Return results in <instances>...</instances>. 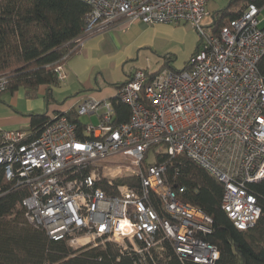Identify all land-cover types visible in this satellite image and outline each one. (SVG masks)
<instances>
[{
	"label": "built area",
	"instance_id": "2783aa9c",
	"mask_svg": "<svg viewBox=\"0 0 264 264\" xmlns=\"http://www.w3.org/2000/svg\"><path fill=\"white\" fill-rule=\"evenodd\" d=\"M80 1L90 8L80 47L106 27L138 22L190 24L200 45L187 69H137L118 86L125 121L110 99L87 98L74 120L55 114L35 139L0 131V171L27 189L26 222L75 248L111 242L122 255L153 260L167 244L181 264H217L219 250L204 240L211 217L166 182V161L147 156L160 146L169 161L186 157L222 184L221 210L236 230L255 225L261 211L249 185L264 181V6L247 4L216 32L211 17L205 23L209 0ZM54 72L63 82V66ZM7 87L0 76V95ZM128 176L137 183L119 182Z\"/></svg>",
	"mask_w": 264,
	"mask_h": 264
},
{
	"label": "trees",
	"instance_id": "16d2710c",
	"mask_svg": "<svg viewBox=\"0 0 264 264\" xmlns=\"http://www.w3.org/2000/svg\"><path fill=\"white\" fill-rule=\"evenodd\" d=\"M249 3L264 6V0H233L227 9L212 16L214 31L239 16L242 9L235 12V7ZM89 10L80 0H0V76L7 80L6 92L22 88L33 97L39 86L57 85L54 70L79 51L76 39L83 35ZM187 68L186 64L181 70ZM258 70L264 77V56ZM110 100L119 109L120 121H125L127 109L116 97ZM29 117L31 140L41 134L50 118L37 114ZM154 151L155 163L167 162L166 182L172 188L184 187L182 201L211 217L212 231L204 240L219 250L217 264H264V181L249 185L261 215L252 228L239 231L221 210V183L184 156L169 161L165 154ZM119 182L137 183L131 177ZM27 193L25 188L13 187L0 171V264H181L167 244L152 254L153 260H139L134 255H122L111 242L72 249L66 241L49 239L42 230L17 229Z\"/></svg>",
	"mask_w": 264,
	"mask_h": 264
},
{
	"label": "crops",
	"instance_id": "0c3cea01",
	"mask_svg": "<svg viewBox=\"0 0 264 264\" xmlns=\"http://www.w3.org/2000/svg\"><path fill=\"white\" fill-rule=\"evenodd\" d=\"M210 1L207 4L210 16L206 18V24L216 13L208 9ZM242 6L235 7V12L241 10ZM168 26L170 24L151 26L138 22L124 30L106 27L87 37L79 51L63 66L65 79L60 82L59 87L58 84L41 85L33 97L28 96L22 88L0 95V131L29 133V116L32 114L44 115L47 118L55 114H66L74 120V110L81 101L87 98H115L117 87L137 70L128 63L134 60L141 49L158 51L160 45L163 46L159 36L165 34ZM83 117H86L87 121L81 122L80 117L79 122H97L94 116Z\"/></svg>",
	"mask_w": 264,
	"mask_h": 264
},
{
	"label": "rangeland",
	"instance_id": "374dc122",
	"mask_svg": "<svg viewBox=\"0 0 264 264\" xmlns=\"http://www.w3.org/2000/svg\"><path fill=\"white\" fill-rule=\"evenodd\" d=\"M232 1L233 0H211L208 9L212 13L223 11L228 8L230 2ZM263 17L264 9L262 10L259 18L262 19ZM262 26L263 24L260 25V27ZM168 27L169 29L165 32V34L159 36L163 46L161 47L160 45L158 51H154L150 48L141 49L137 52L134 60L130 61L128 65L134 67L135 69H141L151 72L161 71L163 69H183L191 59L192 54H194L198 46L200 40L199 35L190 24H170V26ZM116 30L124 29L116 28ZM166 57L169 58L168 64H166ZM60 85L61 83H58L57 87H59ZM80 120L81 122L87 121L86 117H81ZM154 149H156V152H159L161 150L160 146L152 148L147 156L148 163L155 161V156L152 155V153L155 152ZM129 177H131L134 181H137L132 176H128L127 178ZM17 219L18 220L15 225L17 229L31 227L26 222L23 215H18ZM89 245H92V243H90ZM72 249L79 248L72 247Z\"/></svg>",
	"mask_w": 264,
	"mask_h": 264
}]
</instances>
